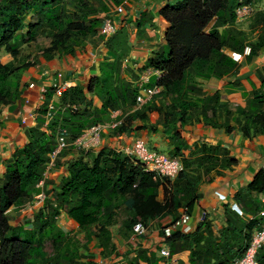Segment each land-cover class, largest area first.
Segmentation results:
<instances>
[{"label":"trees","instance_id":"16d2710c","mask_svg":"<svg viewBox=\"0 0 264 264\" xmlns=\"http://www.w3.org/2000/svg\"><path fill=\"white\" fill-rule=\"evenodd\" d=\"M122 2L108 0L96 5L93 0H0V47L14 59L41 35L51 39L45 51L47 59L85 54L101 44L108 51L99 63L98 75L91 76L86 86L77 84L65 90L48 128L44 129L43 118L27 128V144L16 148L5 161V178L0 180V264H106L99 263L96 256L111 259L116 254L110 228L120 210L127 215L123 222L126 230L132 233L135 224L148 226L167 214L177 220L181 209L192 216L202 198L201 183L211 182L213 171L222 176L224 170L237 165L226 149L188 144L180 129L201 124L223 126L231 133L237 126L248 139L264 134V74L261 87L252 91L245 107L232 108L220 93L210 95L199 83V79L236 76L240 68L238 56L246 48H250L249 57L259 55L264 49V9L253 14L247 32L236 24V8L252 4L251 0L169 3L160 10L170 25L164 36L166 44L155 52L148 66L162 73L158 82L160 96L169 104L164 106L165 111L162 107L157 111L165 114L166 127L174 129L169 156L182 162L181 173L171 181L147 172L143 163L121 151L103 148L92 155L90 150H78V158L67 163L66 176L56 189L48 190L52 181H46L45 203L24 223L31 228L11 225L9 210H22L40 192L39 184L58 147L59 128L66 129L68 146L55 157L58 168L66 156L77 151L75 141L92 126L110 121L113 113L122 112L118 120L123 121L117 128L120 133L128 129L126 123L144 121L154 110L147 103L138 107L140 90L131 82L133 73L123 65L131 50L127 28L120 27L109 38L99 35L102 15H108L111 3L120 6ZM29 14L36 18L35 22H26ZM33 66L29 62L3 64L0 60V111L22 98L28 88L23 76ZM56 93V88L47 90L44 116ZM95 97L102 103L100 108L94 105ZM73 106L78 111L73 112ZM230 118L236 126L229 123ZM221 119L225 122L220 123ZM160 187L164 190L163 202L157 200ZM262 193L264 169L235 194L239 210L226 205L221 228L216 229L205 218L188 234L178 231L166 237L161 227L164 247L171 255L189 252V264H229L241 258L253 234L264 229V218L258 216L262 207L258 196ZM62 215L78 224L85 233L83 240L61 229L58 219ZM46 239L52 244L50 252L45 248ZM95 240L97 251L91 248ZM162 248L150 250L139 243L130 244L120 258L122 264H171L157 257ZM257 262L264 264V247L258 252ZM177 264L186 263L178 260Z\"/></svg>","mask_w":264,"mask_h":264},{"label":"crops","instance_id":"0c3cea01","mask_svg":"<svg viewBox=\"0 0 264 264\" xmlns=\"http://www.w3.org/2000/svg\"><path fill=\"white\" fill-rule=\"evenodd\" d=\"M178 1L180 0H123L122 6L125 12L113 16V19L118 24V29L126 27L129 31L131 50L123 65L129 72L133 73L131 79L133 86L140 90V97L143 98H146V92L149 90H158V92L153 97L145 99V104H149L154 109L148 113L147 119L144 121L135 120L131 125L126 123L125 126L126 128L128 127L126 131L117 133L118 126L116 128L112 127L114 124H121V121H123L118 120L122 116L121 111L113 113L111 120L104 123L105 128L102 132L101 146L91 149L92 155H97L103 148L121 151L125 147L133 146L138 139L144 140L150 150L170 155L172 148L171 137L174 129L166 127L165 114L162 113L160 115L157 111L158 107H162L165 111L164 106L169 104L167 99L160 96L162 88L158 86V82L162 77V73L150 68L148 64L155 52L166 44L164 36L170 25L160 15V10L165 5L174 4ZM256 1L258 0H251L252 3ZM240 24L241 22L237 25L240 27ZM246 27L242 30L247 31L249 24ZM107 54V49L101 44L96 49L90 48L87 53H79L75 56L61 58L56 55L47 59L44 55L40 59L41 64L35 67L32 74L27 75L30 69L25 73L23 79L27 80V82L30 79L33 80L34 82L30 84H35V87L32 89L28 87L20 100L10 106L3 107L0 111L1 181L5 178V161L11 157L16 148H22L28 142L25 134L26 129L35 126L41 118L45 122L44 129L48 128L49 119L42 113L46 102L45 94L47 90L49 88L57 89L65 81L72 82L75 86L77 84L86 86L91 76L98 75L99 63ZM238 58L240 60V68L236 76L223 79H199V83L205 92L210 95H214L216 92L220 93L230 103L232 108L246 106V100L251 96L252 91L261 87L264 74V49L257 56L249 57L248 54L244 53L239 55ZM54 99L55 105H57L59 98L55 96ZM94 105L100 108L102 103L95 97ZM228 121L232 126H236L233 118ZM219 122L224 123L225 120L221 119ZM177 127H180V123H178ZM180 130L188 144L202 143L221 147L228 150L231 157L238 161L237 165L232 169L224 171L222 169V176H219L217 171H213L211 173L212 181H203L199 187V193L202 198L196 204L192 214L191 223L193 228L195 229L201 221L208 218L214 224V227L219 229L225 223L226 205H229L232 209L239 210L234 199L235 194L239 190L246 188L256 174L261 169H264V134L248 139L237 126L233 132L228 133L223 126L213 128L201 124H189ZM78 150L77 148L76 152L66 156L62 160L60 168L55 165L52 167L48 179L52 181V184L48 186V190L56 189L61 183L66 176L67 163L78 158L80 151ZM157 200L159 202L164 201L163 187L159 188ZM183 212L184 210L181 209L179 215L181 216ZM9 214L14 219V221H11L13 226H24L25 221L31 219L24 209H11ZM25 216H27V220L22 221ZM172 221V216L167 214L159 221L150 224V230H148L145 238L137 243L150 250H156L157 246L165 248L160 229L158 230V224H161L163 230L164 226ZM58 225L72 237L73 233L71 230L79 228L78 224L66 215L60 216ZM68 227H70V230H68ZM261 227L264 228V221ZM24 228L30 229L27 225ZM135 239L137 240V238ZM137 243H132V245L135 246ZM96 247L97 241L93 242L91 248L95 250ZM159 251H157V254ZM188 254L189 252H182L170 259H165L171 264H177L178 260L189 264Z\"/></svg>","mask_w":264,"mask_h":264},{"label":"built area","instance_id":"2783aa9c","mask_svg":"<svg viewBox=\"0 0 264 264\" xmlns=\"http://www.w3.org/2000/svg\"><path fill=\"white\" fill-rule=\"evenodd\" d=\"M242 2V1H241ZM109 13L108 15L104 16V22L99 30V35L103 36L105 38H109L113 36L117 30H118V24L113 19L114 15L123 14L125 12L124 7L122 5L116 6L111 3L109 5ZM242 9L244 14L242 13ZM253 8L251 4H243L236 8V15L237 20H241L240 18L247 17L250 18L252 16ZM250 53V48H246L245 54ZM157 71V70H156ZM158 72V71H157ZM75 84H72V82L65 81L63 82L58 88L56 97H60V95L67 90L68 88L74 87ZM35 84H30L29 88H34ZM158 90H149L146 92V98H151L155 94H157ZM146 98L139 97L138 98V106L144 105L146 102ZM70 109L73 112L78 111V107H70ZM55 110V99H53L50 104L48 105V113L47 117L50 120L52 118V114ZM120 124V123H119ZM114 124L112 127L116 128L118 125ZM105 126L104 124H97L92 126L90 129H88L82 137L77 139L74 143V146L78 148L79 150H85L89 151L91 149H96L101 146L102 143V132L104 130ZM58 135H57V141H58V147L56 151L54 152L52 159L50 163L47 165L46 170L43 174V179L39 184L40 192L33 198L31 202L25 205L22 209H24L27 213H31L30 215L37 212L38 208L42 206L46 199L47 194L45 190L46 181L49 179V174L51 172L52 167L54 166L55 157L56 155L63 149L67 148V131L66 129L59 128L58 129ZM125 156L136 159L144 164V167L147 172L154 173L157 176L168 178L171 181H173L177 176L181 173L183 170L182 162L179 159H173L167 154L150 150L145 141L142 139H138L135 141L133 146L125 147L121 150ZM259 200L262 203V208L259 211V217L264 218V193L260 194L258 196ZM155 221L149 223L148 226H146L143 223H137L133 227V238H139V237H145L148 233V230L150 228V224H153ZM192 216L189 215L186 211H184L181 216L177 220H173L170 224L164 226L163 232L166 237H170L175 232L181 231L184 234H188L194 230L192 225ZM264 247V229L261 231H256L251 239V242L249 243V246L246 249V252L241 258L236 259L235 261L229 263V264H258L257 262V255L258 252ZM160 255L163 258L170 259L171 253L170 251L165 247L161 249ZM116 254H114L112 258H114Z\"/></svg>","mask_w":264,"mask_h":264},{"label":"rangeland","instance_id":"374dc122","mask_svg":"<svg viewBox=\"0 0 264 264\" xmlns=\"http://www.w3.org/2000/svg\"><path fill=\"white\" fill-rule=\"evenodd\" d=\"M93 1L95 2L96 5H102V4H106L108 2V0H93ZM251 5L253 8V12H252V16H253V14L257 10L264 9V0H258L254 3H252ZM241 14H244L243 9H242ZM105 15L106 14H103L102 16H105ZM251 17L248 19H247V17L246 18L245 17L240 18L241 20H237L236 24L241 22V24H240L241 29L247 28L246 26H248V24L250 23ZM35 21H36V18L33 17L32 14H29L27 19H26V22L30 23V22H35ZM247 21H249V22H247ZM243 24H244V26H242ZM50 42H51V39L48 36L41 35L36 39V41L34 43L24 46L20 52V55L16 59H14L10 54H8L4 47H0V60L3 64H12V65H20V64L29 62L30 64H33L34 66L28 71L27 75L32 74L34 72L35 67H37L41 64L40 59H42V57H44L46 49L50 46ZM24 76H25V74H24ZM24 76H23V78H24ZM23 82L26 85H28L34 81L30 79V81L27 82V80L23 79ZM80 151H85V150L83 149ZM42 206H40L38 208V210ZM27 214H29V213H27ZM32 216H33V214L30 215V218H32ZM126 219H127V215L125 214L124 211L120 210L118 213V216L115 220L114 225L110 228L112 236H113V242L115 244V249H117L116 258L105 259V258H103L102 254H100V255L96 256V260L99 263H103V261H105L106 264H122L120 257L123 256L124 252L130 246V244H132V243L135 244L138 241H141L145 238V237H139L137 240L135 239V237L133 238V233L131 231H127L124 224H123L124 220H126ZM12 220L14 221V219H12ZM23 220H27V216H25L24 219H22V221ZM22 224H23V222H22ZM28 228H31V226H28ZM159 229H161L160 223L158 224V230ZM68 230H70V227H68ZM96 230H97V227H95L92 232L94 233V232H96ZM71 232L73 233L74 237L79 238L78 240H83V238L85 236V233L83 231H81L79 228L78 229L74 228L71 230ZM95 242H96V240L94 241V243ZM45 248L49 252L52 250V244H51V241L49 239L45 240ZM81 252L84 254H87V251L82 250ZM157 255H158V258L161 259V261L166 260L165 258H163L160 255V251L158 252ZM173 256L174 255H171V257H173Z\"/></svg>","mask_w":264,"mask_h":264},{"label":"clouds","instance_id":"9594fccd","mask_svg":"<svg viewBox=\"0 0 264 264\" xmlns=\"http://www.w3.org/2000/svg\"><path fill=\"white\" fill-rule=\"evenodd\" d=\"M104 17V16H103Z\"/></svg>","mask_w":264,"mask_h":264}]
</instances>
